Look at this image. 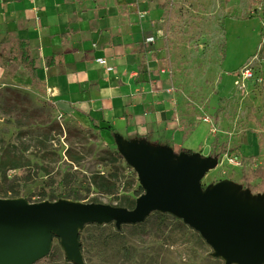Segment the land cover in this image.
Returning a JSON list of instances; mask_svg holds the SVG:
<instances>
[{
    "label": "rangeland",
    "instance_id": "374dc122",
    "mask_svg": "<svg viewBox=\"0 0 264 264\" xmlns=\"http://www.w3.org/2000/svg\"><path fill=\"white\" fill-rule=\"evenodd\" d=\"M163 27L165 75L180 97V119L184 128L197 124L181 141L182 147L196 154L208 146L207 154L197 159L205 174L199 180L201 190L207 193L217 185L209 195L216 205L264 208V0H255L252 6L249 0H167ZM14 51V46L9 53L0 51V66L6 69L0 72V154L13 145L25 166L0 168V192L8 195L0 200L17 199L20 206L61 203L70 209L92 205L115 209L123 196L134 198L142 181L122 154V163L111 156L120 151L110 131L85 128L70 112L36 97L20 70L9 68L15 63ZM246 69L253 75L243 80L240 72ZM235 155L239 165L226 159ZM94 173L115 182L113 194L91 184ZM13 193L18 195L10 196ZM42 193L46 198L40 200ZM68 195L78 200L63 198ZM150 198L143 189L136 205ZM167 209L151 207L142 224L135 226L102 217L82 219L76 231L71 220L47 225L37 219L23 228L1 227L0 240L8 239L11 243L6 244L21 249L32 244V254H38L50 238L52 256L34 264H243L234 261L243 258L235 254L246 250L263 256L248 264H264V243L232 238L218 229L202 234ZM197 218L200 223L222 219L215 210ZM241 226L245 227L229 221L228 228ZM254 232L264 237V228Z\"/></svg>",
    "mask_w": 264,
    "mask_h": 264
},
{
    "label": "crops",
    "instance_id": "0c3cea01",
    "mask_svg": "<svg viewBox=\"0 0 264 264\" xmlns=\"http://www.w3.org/2000/svg\"><path fill=\"white\" fill-rule=\"evenodd\" d=\"M166 2L0 0V51L9 53L25 40L37 67L34 78L15 61L9 68L20 70L36 97L70 112L85 128H94L92 119L110 131L149 186L174 179L183 197L205 206L218 186L207 193L199 186L205 174L198 160L208 146L195 154L181 144L197 124L183 127L180 97L165 75ZM51 55H61L62 65L46 66Z\"/></svg>",
    "mask_w": 264,
    "mask_h": 264
},
{
    "label": "water",
    "instance_id": "95a60500",
    "mask_svg": "<svg viewBox=\"0 0 264 264\" xmlns=\"http://www.w3.org/2000/svg\"><path fill=\"white\" fill-rule=\"evenodd\" d=\"M131 164L135 166L136 171L138 172L139 179L142 181L141 186L150 194L151 198L141 203V205H136L133 210H127L123 208H109L105 206L92 205V206H82L80 208L70 209L66 205L61 208L55 207L57 204L52 203L48 205L35 204V205H15L11 203L12 200H0V228L3 226H8V228H23L26 225L33 224L37 219H41V223L44 224H54L60 221L62 218L65 220H71L72 223H76L82 219H93L96 220L98 217H87L89 215L104 214L102 218H107L108 220H116L119 223H133L138 220H141L145 217L146 211L151 207H168L169 212H173L176 216L181 217L184 222L190 224L196 230L205 233L207 229H218L222 234L227 235L232 238H246L252 242H261L264 243L263 234L255 233L252 226H246L241 221L237 220V217H230L228 213L222 211V208L218 205L211 203L208 205L202 204L200 200L186 199L178 190V185L176 180H171L162 187H152L149 186L138 166L128 160ZM164 195V197H159ZM195 202L199 204L195 205ZM229 208V207H228ZM207 210H215L222 218L221 222L215 220H209L204 223H200L199 213H206ZM123 211L125 215H119L118 212ZM49 218H54L55 220L49 221ZM101 218V217H99ZM229 221L232 224H241L245 227L240 228V230H232L228 228ZM72 226V225H71ZM36 227V226H35ZM217 232V231H216ZM219 236V235H217ZM1 239L0 243V264H33L38 259L47 255L50 251V245H47V242L50 241V238L46 239L43 243L42 253L32 254L34 252V246L32 244L26 243L24 249L22 247H13V245H8L5 242H10V240ZM15 242V239H13ZM227 249V246L224 245ZM217 248H223V246H217ZM224 249V248H223ZM222 250V249H221ZM223 251V250H222ZM224 252V251H223ZM240 254H235L242 256L243 258H238L234 261L242 262L243 264H248L247 262L256 261L260 259L261 254L252 251H240ZM225 254H230L225 252ZM246 260H245V259Z\"/></svg>",
    "mask_w": 264,
    "mask_h": 264
},
{
    "label": "trees",
    "instance_id": "16d2710c",
    "mask_svg": "<svg viewBox=\"0 0 264 264\" xmlns=\"http://www.w3.org/2000/svg\"><path fill=\"white\" fill-rule=\"evenodd\" d=\"M249 3H250V6H252L255 3V0H249ZM164 32H165V34H167V29L165 27H164ZM14 49H15V51H14L13 60L17 64H19L28 73L30 78L33 79L35 76V73L37 71V67H36V63H35L34 58L30 54L28 43L25 40H21L17 43V45H16V47H14ZM45 64H46V66H61L62 65V56L61 55L47 56V57H45ZM90 120L93 124L94 129H97L99 131L100 130H106L104 128L97 127L95 125V121H93L92 119H90ZM11 148H15V146H13V145L7 146L6 148H4V150L0 154V168L1 169L8 168L9 170H12V169H18L21 166H25L24 164H20V162L22 161V157L19 154L16 155V153H14L13 149H11ZM110 154L114 160H116L119 163H122L123 157H122L121 153L112 152ZM41 159L45 160V156L42 155ZM26 162H28V160H26ZM90 181H91V184L102 193L113 194L115 189H116L115 182H113L110 177L105 176L104 174L94 173L90 177ZM262 184L263 183H260V185H262ZM256 186H258V185H256ZM250 188L252 191H254L256 189V187H252V186H250ZM143 189H144L143 187L139 186L138 189L133 192V194L135 196L134 198L123 196L124 201L120 205H118L116 208L133 210L136 207L135 199H136V197L140 196V194L143 192ZM17 195H18L17 193H13L10 196L16 197ZM0 196L8 197V195L4 192L3 193L0 192ZM45 198H46L45 193H42L40 200H43ZM63 198L78 200V197L73 196V195H68V196L63 197ZM48 199L54 200L51 197H48ZM156 214H158V216L160 218H162V219L164 218V215H161L158 212H156ZM121 224H123V225L129 224V225L135 226V225H141L142 221L138 220V221L133 222V223L125 222V223H121ZM179 226L184 227L183 223H179ZM77 238L78 239L80 238V233L77 234ZM52 254H53V251H49L47 253V255H45L44 257L46 258L48 255L51 257ZM38 260H41V258Z\"/></svg>",
    "mask_w": 264,
    "mask_h": 264
},
{
    "label": "bare ground",
    "instance_id": "6f19581e",
    "mask_svg": "<svg viewBox=\"0 0 264 264\" xmlns=\"http://www.w3.org/2000/svg\"><path fill=\"white\" fill-rule=\"evenodd\" d=\"M11 203H14L15 205H19V200H12ZM66 204H57L55 207L57 208H61ZM222 211H224L225 213H228V207L222 208ZM119 215H125V212L120 211L118 212ZM229 214V213H228ZM104 216V214H97V215H89L87 217H102ZM230 217H237V220L241 221L243 224H245L246 226H252L254 228H264V208L263 207H254L253 209H251L250 207L247 208H237L236 211H231L229 214ZM55 220L54 218H49V221H53ZM80 223L76 222L73 223L71 228L73 229V231H76L79 227H80ZM51 245V242L48 241L47 245ZM64 250L67 253L68 256H71V251L70 249L67 247L66 244H63ZM74 256H76L75 252H74ZM25 264H29L28 262H26Z\"/></svg>",
    "mask_w": 264,
    "mask_h": 264
},
{
    "label": "built area",
    "instance_id": "2783aa9c",
    "mask_svg": "<svg viewBox=\"0 0 264 264\" xmlns=\"http://www.w3.org/2000/svg\"><path fill=\"white\" fill-rule=\"evenodd\" d=\"M98 62H100L101 64L105 63L104 60H100V59L98 60ZM109 70H111V68H109ZM252 75H253V72L249 69H246L245 71L240 72V76H241V78H243V80L252 77ZM176 119H177V117H176ZM203 121L206 123H209L210 125H213V122L209 119L204 118ZM226 159L228 162H230L234 165L240 164V162L238 161V157L236 155L232 156V157H227Z\"/></svg>",
    "mask_w": 264,
    "mask_h": 264
}]
</instances>
